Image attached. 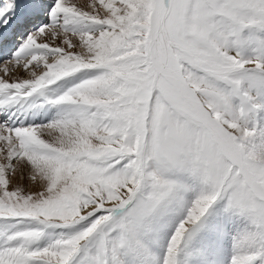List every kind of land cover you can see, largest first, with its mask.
I'll return each mask as SVG.
<instances>
[{"label":"snow or ice","instance_id":"obj_1","mask_svg":"<svg viewBox=\"0 0 264 264\" xmlns=\"http://www.w3.org/2000/svg\"><path fill=\"white\" fill-rule=\"evenodd\" d=\"M0 264H264V0H0Z\"/></svg>","mask_w":264,"mask_h":264},{"label":"rangeland","instance_id":"obj_2","mask_svg":"<svg viewBox=\"0 0 264 264\" xmlns=\"http://www.w3.org/2000/svg\"><path fill=\"white\" fill-rule=\"evenodd\" d=\"M73 2L80 3L81 0H73ZM89 2H90V0H89Z\"/></svg>","mask_w":264,"mask_h":264}]
</instances>
